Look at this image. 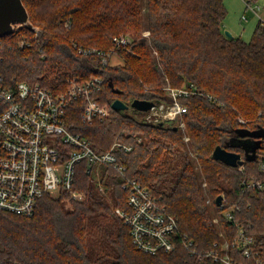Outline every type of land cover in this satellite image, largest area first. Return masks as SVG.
<instances>
[{"label": "trees", "instance_id": "obj_1", "mask_svg": "<svg viewBox=\"0 0 264 264\" xmlns=\"http://www.w3.org/2000/svg\"><path fill=\"white\" fill-rule=\"evenodd\" d=\"M22 2L35 30L21 26L0 37V76L39 84L55 94L65 92L73 76L102 77V90L94 98L107 114L83 123L86 101L79 99L68 109V128L89 139L99 153L117 142L132 150L116 151L118 164L126 168L122 173L109 165L88 172L86 163H80L74 190L84 199L69 200L70 207L63 192L61 198L42 197L30 218L0 210V264H211L210 258L191 257L182 244L156 255L133 246L123 218L116 214L127 207L124 185L133 180L166 205L179 230L200 252L220 240L213 218L220 215L216 198L223 195L235 217L232 222L222 218L220 226L229 239L238 226L243 228L254 242L253 255L264 258V187L243 183L254 177L264 184V173L258 170L264 138L255 160H249L242 148L230 146L237 129H264L260 20L251 41H245L226 37L224 0ZM129 33L133 41L119 52L120 62L104 66L97 56L79 52L109 50L114 36ZM160 71L172 88L195 87L194 94L180 98L187 108L185 130L174 123L143 122L142 112L131 107L134 100L170 101ZM116 99L132 108L130 113L113 110ZM218 146L240 153L245 171L215 160ZM231 253L241 264L253 263L238 248Z\"/></svg>", "mask_w": 264, "mask_h": 264}, {"label": "built area", "instance_id": "obj_2", "mask_svg": "<svg viewBox=\"0 0 264 264\" xmlns=\"http://www.w3.org/2000/svg\"><path fill=\"white\" fill-rule=\"evenodd\" d=\"M244 2L247 10L259 15L257 0ZM242 20L247 18L243 15ZM260 22L264 27L262 17ZM20 27L17 25L16 29ZM132 41L130 34L119 35L109 50L85 48L79 52L84 56H97L107 66L112 63L114 55L128 49ZM103 83L104 79L98 76L86 80L74 77L65 92L55 94L39 84L15 78L9 81L0 76V210L30 218L36 212L39 200L47 194L67 192L72 200H83L84 195L74 190L76 169L80 163H86L88 172L103 165L112 166L120 173L126 169L118 164L116 151L118 148L130 151L131 147L117 142L108 151L99 153L89 139L68 128V109L79 99L86 101L81 114L83 123L104 118L107 109L94 98L101 92ZM165 91L170 101L155 102L154 107L142 112L140 120L154 125L174 123L177 128L185 130L183 117L187 108L180 98L194 94L195 87L168 86ZM239 122L245 125L243 119ZM184 141H189L186 135ZM237 168L245 171L244 165ZM258 170L264 173V152ZM243 183L247 187H264L254 177ZM202 186L206 187V183ZM124 188L127 190V207L117 209L116 214L123 218L133 246L144 254L169 253L182 244L191 257L200 261L210 258L211 264H241L231 253L232 249L238 248L244 257L253 259L252 264H264L262 256L253 255L254 242L246 236L243 228L238 226L239 230L229 239L227 230L220 226L222 218L232 222L235 217L234 210L226 207L223 195L218 206L220 215L213 218L220 240L214 241L207 252H200L194 240L179 230L176 217L160 199L135 180L128 181ZM206 200L208 204L213 202L209 197Z\"/></svg>", "mask_w": 264, "mask_h": 264}, {"label": "water", "instance_id": "obj_3", "mask_svg": "<svg viewBox=\"0 0 264 264\" xmlns=\"http://www.w3.org/2000/svg\"><path fill=\"white\" fill-rule=\"evenodd\" d=\"M17 25L32 31L35 30L28 9L25 4H23L22 0H0V37L12 35L16 30ZM225 35L228 38L234 37L230 31H226ZM109 86L110 88H113L112 83H109ZM114 92L119 93V90L115 89ZM155 104L156 103L154 101L149 100H134V102L131 104V107L138 111L145 112L154 107ZM112 108L116 111L128 110L130 107L121 100L116 99ZM236 134L238 137L232 138L230 141V146L242 148L249 160H255L257 158L256 151L261 149L262 146L264 129H237ZM232 141H237L238 144H234ZM212 156L215 160L221 161L231 167H239L245 162L240 153L236 151H229L221 146H218L214 150ZM216 203L218 206H220L222 203L221 195L216 198Z\"/></svg>", "mask_w": 264, "mask_h": 264}, {"label": "rangeland", "instance_id": "obj_4", "mask_svg": "<svg viewBox=\"0 0 264 264\" xmlns=\"http://www.w3.org/2000/svg\"><path fill=\"white\" fill-rule=\"evenodd\" d=\"M224 5L226 8V12H227V15L222 23L224 33L226 31L228 32L230 31L235 37H239L245 41H251L250 39L255 31V28L257 27V23L259 22L260 17L264 18V0H257V3H256V6L257 5L260 6V9L258 10L259 15H256L251 10H247L244 0H224ZM243 15L247 18V20H242ZM67 27H68V24H67ZM129 34L132 36V33H129ZM117 36L119 35L114 36V38ZM112 59H113L112 60L113 64L120 62L122 60L120 59L119 55H114ZM160 74H161L160 82L162 84L161 86H163L164 90H166V88L170 85L164 79V76L161 71H160ZM74 77H78V76H73L72 78ZM72 78L67 79L66 81L67 87L69 86V82L70 80H72ZM131 110L132 108L129 109L127 112L130 113ZM232 142L234 144H238L237 141H232ZM96 173L98 174L99 171L96 170ZM62 194L64 193L55 194L53 196L56 198H61ZM67 194H68V198L66 199V204H67L66 206L70 207L71 204L69 200H72V198L69 193Z\"/></svg>", "mask_w": 264, "mask_h": 264}, {"label": "crops", "instance_id": "obj_5", "mask_svg": "<svg viewBox=\"0 0 264 264\" xmlns=\"http://www.w3.org/2000/svg\"><path fill=\"white\" fill-rule=\"evenodd\" d=\"M264 19V18H263Z\"/></svg>", "mask_w": 264, "mask_h": 264}]
</instances>
